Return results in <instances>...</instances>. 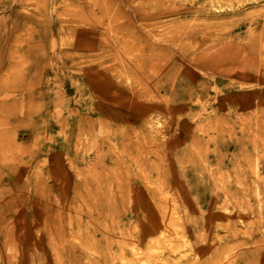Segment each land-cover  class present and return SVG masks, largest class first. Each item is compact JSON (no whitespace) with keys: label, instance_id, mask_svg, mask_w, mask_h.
<instances>
[{"label":"rangeland","instance_id":"rangeland-1","mask_svg":"<svg viewBox=\"0 0 264 264\" xmlns=\"http://www.w3.org/2000/svg\"><path fill=\"white\" fill-rule=\"evenodd\" d=\"M0 120V264H264V0H0Z\"/></svg>","mask_w":264,"mask_h":264},{"label":"bare ground","instance_id":"bare-ground-1","mask_svg":"<svg viewBox=\"0 0 264 264\" xmlns=\"http://www.w3.org/2000/svg\"><path fill=\"white\" fill-rule=\"evenodd\" d=\"M113 23H114V21H113ZM114 26H116V25H115V24H114V25H113V24L111 25L112 28H113ZM234 47H235V46H234ZM235 48H236V47H235ZM194 64H195V63H194ZM197 65H200V63L197 64ZM201 66H203V65H201ZM201 66H200V67H201ZM239 69H240V68H239ZM240 74H241V72H240ZM246 75H247V74H246ZM240 77H241V76H240ZM261 78H262V77H261ZM261 80H262V79H261ZM261 80H260V81H261ZM261 82H262V81H261ZM236 96H237V95H236ZM239 96H240V95H239ZM5 119H7V118H5ZM0 121H1V120H0ZM3 122H4V120H3ZM6 122H7V121H6ZM0 123H1V122H0ZM1 124H2V123H1ZM10 147H11V146H10ZM218 178H219V177H218ZM220 179H221V178H220ZM220 179H219V180H220ZM205 263H206V262H205Z\"/></svg>","mask_w":264,"mask_h":264}]
</instances>
